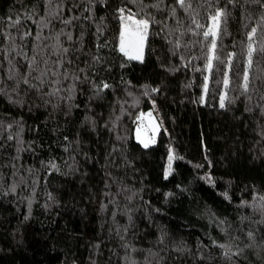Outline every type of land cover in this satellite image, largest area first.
Segmentation results:
<instances>
[{
    "label": "trees",
    "instance_id": "16d2710c",
    "mask_svg": "<svg viewBox=\"0 0 264 264\" xmlns=\"http://www.w3.org/2000/svg\"><path fill=\"white\" fill-rule=\"evenodd\" d=\"M127 13L149 21L142 60ZM261 48L253 0H0V264H264Z\"/></svg>",
    "mask_w": 264,
    "mask_h": 264
},
{
    "label": "rangeland",
    "instance_id": "374dc122",
    "mask_svg": "<svg viewBox=\"0 0 264 264\" xmlns=\"http://www.w3.org/2000/svg\"><path fill=\"white\" fill-rule=\"evenodd\" d=\"M131 17V19H129ZM147 21L148 27L146 31L143 30V26H138L134 23V21ZM212 27V20H210V26ZM149 28V21L145 17H139L136 15H133L131 13H127L122 16V26L120 31V41L119 45L121 43V33H125L124 35V42L126 50L129 53V56L133 55H141L142 59L144 58V51H145V45H146V39H147V33ZM140 31H144V39L141 45L140 42ZM138 59V60H142ZM152 108L149 109L147 112H142L139 115V124L136 127L135 130V137L139 142H143L142 144L151 145L157 141V135L159 130L163 127V120L161 118V115L159 113V110L156 106V103L154 100H152ZM170 166V167H169ZM172 170V163L169 162L166 167V173H171Z\"/></svg>",
    "mask_w": 264,
    "mask_h": 264
},
{
    "label": "snow or ice",
    "instance_id": "6c2138e0",
    "mask_svg": "<svg viewBox=\"0 0 264 264\" xmlns=\"http://www.w3.org/2000/svg\"><path fill=\"white\" fill-rule=\"evenodd\" d=\"M177 2L183 6L185 3V0H177ZM229 3H232V0H228ZM253 2L260 4L261 7H264V0H253ZM119 12H124L125 9H118ZM227 16V13L223 10V9H218L217 12L211 17L212 20V27H210L206 32H204V37L208 38L209 36L213 37V40L211 41V48L214 52L215 48H216V40L215 37L218 35L219 29H220V24L221 21L224 20ZM129 19H131V17H129ZM134 23L138 26H143V30L146 31L147 27H148V22L147 21H134ZM197 27H200V25H197ZM144 31H140L139 36H140V42L142 45L143 39H144ZM256 29L253 28L251 30V33L248 36V39L250 41V43L248 44V67L251 68L252 66V57L253 54L256 52V49L253 47L251 41L254 38ZM124 35L125 33H121V43H120V51L125 55V56H129L128 51L126 50L125 47V42H124ZM260 51L264 52V48H261ZM129 59H142V56L137 54V55H133V56H129ZM212 59H218L217 57L213 56L212 58L209 59V63L207 65V67L209 69L212 68ZM221 63H223V61H221ZM25 83H28L27 80L24 81ZM224 86L228 87L229 85V80L227 78H225L224 80ZM104 88H107L108 85L104 84L103 85ZM242 88L244 90V92H247L249 89V76L247 74V72H245L244 76H243V84H242ZM205 90H207V85L205 84ZM227 99L226 95L225 96H221L220 98V107L224 108L225 107V100ZM143 143V142H142ZM144 147H148L147 144H144ZM171 160V157H170ZM53 167H55V165H53ZM170 167V166H169ZM167 176V173H166Z\"/></svg>",
    "mask_w": 264,
    "mask_h": 264
}]
</instances>
